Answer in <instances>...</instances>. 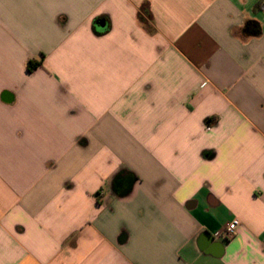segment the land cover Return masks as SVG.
<instances>
[{"label":"crops","instance_id":"crops-1","mask_svg":"<svg viewBox=\"0 0 264 264\" xmlns=\"http://www.w3.org/2000/svg\"><path fill=\"white\" fill-rule=\"evenodd\" d=\"M0 264H264V0H0Z\"/></svg>","mask_w":264,"mask_h":264},{"label":"built area","instance_id":"built-area-1","mask_svg":"<svg viewBox=\"0 0 264 264\" xmlns=\"http://www.w3.org/2000/svg\"><path fill=\"white\" fill-rule=\"evenodd\" d=\"M239 224H240V220L238 218H235L232 221H230L221 232H217L216 235L221 236L225 239H230L234 236Z\"/></svg>","mask_w":264,"mask_h":264},{"label":"trees","instance_id":"trees-1","mask_svg":"<svg viewBox=\"0 0 264 264\" xmlns=\"http://www.w3.org/2000/svg\"><path fill=\"white\" fill-rule=\"evenodd\" d=\"M261 4V3H260ZM141 11L148 17V18H150L151 19V17H152V12H151V9H150V6H149V4L147 3V2H145V3H143L142 4V6H141ZM140 20L142 21V23H144L146 26H148L149 24H148V22H147V18L140 12ZM38 64V62H36V61H33V60H31L30 62H29V67L31 68V67H34V66H36ZM210 120V118L208 119V121Z\"/></svg>","mask_w":264,"mask_h":264},{"label":"water","instance_id":"water-1","mask_svg":"<svg viewBox=\"0 0 264 264\" xmlns=\"http://www.w3.org/2000/svg\"><path fill=\"white\" fill-rule=\"evenodd\" d=\"M106 26H107V24L104 22V21H101L100 23H99V30H105V28H106Z\"/></svg>","mask_w":264,"mask_h":264}]
</instances>
